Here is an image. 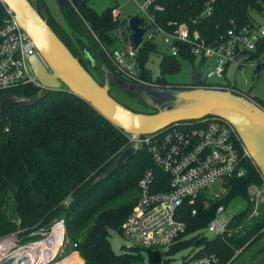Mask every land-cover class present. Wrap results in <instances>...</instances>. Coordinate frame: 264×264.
<instances>
[{"label":"trees","instance_id":"trees-1","mask_svg":"<svg viewBox=\"0 0 264 264\" xmlns=\"http://www.w3.org/2000/svg\"><path fill=\"white\" fill-rule=\"evenodd\" d=\"M89 1H64L60 11L66 27L53 20L44 0H37L34 7L38 12L43 11L52 31L74 56H78V61L91 76L92 71L101 75L98 56L102 54L109 71L126 82L106 54L120 46L114 35L117 25L112 22L110 8L99 14L89 6ZM155 5L162 8L153 13L157 26L168 30L169 23H184L192 33L198 32L206 43L213 42L232 25L251 24L255 13H264V0H157ZM208 5L212 12L204 15ZM125 22H121L122 28ZM139 24H144L143 17ZM82 28L93 35H89L87 43L79 37L83 35ZM125 28L130 32L127 25ZM156 42H143L139 49L137 61L142 77L161 88L186 86L174 87L166 80L167 76L179 71V59L195 60L188 48L181 45L177 56L163 54L159 77L156 73L152 79L146 64L150 54L157 51ZM262 53L264 42L255 52L249 53L248 58L254 60ZM121 90L136 99L134 94ZM14 92L30 97L36 90L21 88ZM256 104L264 109V102L257 101ZM2 113L0 239L11 234L23 237L33 232L49 231L56 222L62 221L65 243L79 254L84 264H144L143 252L148 255L147 264H168L167 260L161 259L159 252L136 246L131 247V251L114 253L109 240L111 232L121 233L123 221L138 201L137 182L142 173L146 168H153L146 151H138L123 167L108 173L119 152L127 147L125 136L83 99L65 89L50 91L45 99L29 108L6 104ZM5 127L9 129L7 132ZM243 168L245 176L231 179L225 185L226 193L221 199L205 203L198 198L194 204L182 205L179 214L186 230L168 248L167 254L198 249L195 258L215 254L216 264H240L246 252L256 248L252 260L264 264V206L258 218L246 220L253 208L248 186H259L262 180L250 159H244ZM157 174L159 179L164 177L159 172ZM235 198L244 199L247 205L244 211L232 217L228 235L212 240L197 236L182 240L203 230L217 208L227 206ZM195 209L196 213L192 215Z\"/></svg>","mask_w":264,"mask_h":264},{"label":"built area","instance_id":"built-area-1","mask_svg":"<svg viewBox=\"0 0 264 264\" xmlns=\"http://www.w3.org/2000/svg\"><path fill=\"white\" fill-rule=\"evenodd\" d=\"M156 1L144 0L139 6V11L143 12L148 20V23L144 21L140 27L151 26V29L144 33L142 43L159 41L169 47L171 57L177 56L180 45L187 47L190 55L194 59H199L200 66L206 69L205 74L201 72L200 88L229 90L255 102L235 87L231 89L224 74L230 64H239L240 56L248 58V54L255 52L257 46L264 42V14H258L262 20L255 18L251 24L239 27L232 25L213 42L206 43L198 32L192 33L184 23H169L168 30L157 26L153 13L162 8L155 5ZM211 12V7L206 6L204 15ZM110 13L112 22L117 25L114 28V35L120 46L110 54L106 52L109 61L126 83L160 88V85L142 77L137 61L142 43L140 47L133 45L131 30L128 32L126 28L121 27L122 14L118 6L110 7ZM34 57L42 63L48 73H51L33 40L18 25L14 13L0 0V95L13 93L21 88L36 92L47 89L36 78L33 65L30 63ZM243 63L239 64V68ZM213 77L225 79L226 82L224 85L207 84V80ZM165 88L170 89L169 86ZM182 88L192 89L194 85L192 83ZM1 120L0 116V122ZM8 130L7 127L4 128L5 132ZM122 134L128 142L127 146L131 143L141 144L153 163V168H146L139 178L138 201L121 226V234L134 242L133 247L141 244V248L146 250L163 253L164 249L168 250L186 230V224L179 214L182 205L193 204L200 197L207 198L205 193L216 182L225 188L231 179H242L246 174L243 161L246 158L251 160L233 126L217 117L209 116L193 122H178L150 135H127L123 132ZM157 172L164 177L159 179ZM224 179H228L229 182L225 183ZM261 180L259 186H248L249 202L253 204V208L246 218L247 221L258 218L261 207L264 206L262 176ZM225 193L226 188L221 194L214 193L208 200L221 199ZM224 212L225 206L218 207L211 222L204 228L212 238H223L229 234L232 217L224 219L222 217ZM195 213L196 209L192 211V215ZM56 223L63 225L62 221ZM16 236L1 237L0 264L12 257L11 251L17 245ZM196 251L182 257L178 264L218 262L215 254H203L195 258Z\"/></svg>","mask_w":264,"mask_h":264},{"label":"water","instance_id":"water-1","mask_svg":"<svg viewBox=\"0 0 264 264\" xmlns=\"http://www.w3.org/2000/svg\"><path fill=\"white\" fill-rule=\"evenodd\" d=\"M2 1L14 13L21 29L33 40L51 73H48L35 57L32 58L30 63L33 65L36 78L47 89L39 90L30 97L15 92L0 95V116L3 114L4 105L29 108L45 99L50 91L60 90L63 84L70 94L83 99L111 126L127 135H150L178 122H193L209 116L217 117L233 126L253 165L264 179V109L261 106L229 90L200 88L202 78L200 69L193 72L192 89L154 88L145 84H129L109 71L102 54L98 56L102 78L100 84L78 61V56H74L52 31L43 11L38 12L30 0ZM56 1L59 9L62 8L65 0ZM139 23L138 15L127 21L132 43L136 47L141 46L144 33L151 29V26L140 27ZM246 61L248 58L242 55L238 63ZM239 64H230L224 74L231 89L235 87V73L239 69ZM159 74L160 69L157 71V77ZM112 84L134 94L139 104L154 110V113L143 114L125 108L109 94ZM140 150H143V146L139 143H131L122 149L108 173L123 167ZM224 182L228 183L229 180L224 179ZM68 201L70 202L71 198ZM135 246L141 248L142 245ZM159 253L163 254V251ZM14 262L13 257H10L2 264Z\"/></svg>","mask_w":264,"mask_h":264},{"label":"rangeland","instance_id":"rangeland-1","mask_svg":"<svg viewBox=\"0 0 264 264\" xmlns=\"http://www.w3.org/2000/svg\"><path fill=\"white\" fill-rule=\"evenodd\" d=\"M50 15L52 16L53 20L59 25L66 27V22L64 19L63 14L61 13L57 1L56 0H44ZM69 3H71V0H68ZM116 2L118 4V8L120 12L122 13V19L126 18L125 27L127 25L128 18H131L135 15H138L140 18L143 17L144 21L148 23L147 18L143 14V12L139 11L138 6H140L144 0H96V9L100 10L102 8H107L109 3ZM33 6L36 7L37 0H30ZM264 14V13H263ZM261 14V15H263ZM261 15H258V13H255L253 16L256 20H262ZM253 20V19H252ZM123 21V20H122ZM123 27V28H125ZM89 30L82 28L83 35H77L79 36L84 42H88L89 35H92L91 33H87ZM93 36V35H92ZM157 44V51L153 52L149 56V62L146 64L147 70L151 72V77L154 80V76L156 75L159 64H160V58L163 56V54L169 55V47L161 42H156ZM180 60V69L175 75L167 76L166 80L170 85H191L192 79H193V72L195 70L200 69L203 74H205L206 69H204L200 63L199 59H195L193 62L188 60ZM93 78H96V80L102 84V78L100 77L96 71H92ZM128 82V81H127ZM226 82L225 79H218V78H209L207 80V84H220L224 85ZM235 88L238 91H242L244 94H246L248 97L253 99L255 102L260 101L264 102V53L257 56L254 60H248L243 63V65L240 66V68L235 73ZM66 90V87L62 84L60 90ZM109 94L118 101L121 105L124 107H128L131 110H134L138 113H154V110L148 109L146 107H143L140 105L136 99L132 98L128 94H125L121 89L117 88L116 86H111V91ZM225 190L223 188L222 184L219 182L214 183L209 188V191L205 193V197H200L201 200H203L205 203L207 202L208 198L211 197L214 193L221 194L222 191ZM198 200V199H197ZM195 200V202L197 201ZM193 202V204L195 203ZM246 203L244 199L241 198H235L231 202L225 206V212L222 214V217L226 220L228 218L234 217L237 214L244 211V208L246 207ZM13 220H16V218H12ZM54 224L53 227L49 229V231H38L33 232L32 234H29L27 236L23 237H17V245L16 247L11 251V253H19L18 251L27 250L31 247H34L35 245L39 243H43L44 241L49 240L50 234H57L56 238H58V246L57 250L50 254V256H47L46 260L42 261L39 260V263L35 264H84L83 259L79 256V254L75 251L70 250L69 243H63L62 238H64V227L62 226H56ZM11 235H17V234H11ZM203 235L208 238L209 240H212L211 235L208 234L206 230H200L196 232V234H193L192 236H185L182 240H186L190 237H196L197 238H203ZM110 243L111 248L114 253H121L122 250L131 251L134 245V242L132 240H129L127 237H125L123 234L119 232H111L110 233ZM256 248H254L255 251ZM246 252L243 259L240 260V264H257V262L252 260L253 252ZM10 253V254H11ZM192 252L190 249H185L180 251L179 253L175 255L167 254V250L164 249V253L160 254L161 259L167 260L168 264H178L180 263L182 257L190 255ZM142 256L144 257V264H147L148 261V255L146 253H142ZM253 261V262H252Z\"/></svg>","mask_w":264,"mask_h":264},{"label":"bare ground","instance_id":"bare-ground-1","mask_svg":"<svg viewBox=\"0 0 264 264\" xmlns=\"http://www.w3.org/2000/svg\"><path fill=\"white\" fill-rule=\"evenodd\" d=\"M55 225L63 227L60 223H55ZM56 235L50 234L49 240L39 243L27 250L18 251L19 253H12L11 256L15 260L13 264H35L39 263V260H46L47 256H50V254L57 250L59 242Z\"/></svg>","mask_w":264,"mask_h":264},{"label":"crops","instance_id":"crops-1","mask_svg":"<svg viewBox=\"0 0 264 264\" xmlns=\"http://www.w3.org/2000/svg\"><path fill=\"white\" fill-rule=\"evenodd\" d=\"M95 5H96V0H90V1H89V6H90L91 8H93V9L95 10L96 13H99V14H101L102 11H104V10H106V9L112 7V6H118V4H117L116 2L113 1V2L109 3V5H108L107 8H102V9H100V10H97L96 7H95ZM138 8H139V6H138ZM120 13H121V12H120ZM121 14H122V13H121ZM121 19H122V15H121ZM128 19H130V18H128ZM122 20L124 21V20H126V18H125V19L123 18ZM196 250H198V249H196ZM196 250H195V251H196ZM195 251H194V252H195Z\"/></svg>","mask_w":264,"mask_h":264}]
</instances>
